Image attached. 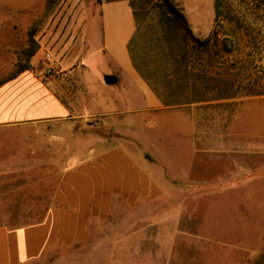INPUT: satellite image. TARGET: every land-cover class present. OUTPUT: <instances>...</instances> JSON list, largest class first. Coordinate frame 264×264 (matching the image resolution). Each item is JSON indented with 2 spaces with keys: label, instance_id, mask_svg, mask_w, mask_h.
Masks as SVG:
<instances>
[{
  "label": "rangeland",
  "instance_id": "rangeland-1",
  "mask_svg": "<svg viewBox=\"0 0 264 264\" xmlns=\"http://www.w3.org/2000/svg\"><path fill=\"white\" fill-rule=\"evenodd\" d=\"M133 1L143 5L138 10L139 26L129 46L122 37L97 35L90 39L87 55L83 57L90 64L88 77L102 78L103 74L119 72L120 78L128 80L124 69L130 64L129 48L131 58L139 66L135 69L163 104L174 106L197 98L206 102L205 141L207 148L220 143L221 155L210 156L213 153L206 152L208 156L201 158L199 168L194 171L207 179L200 186L199 199L190 203L194 207L185 205L176 210V205L174 208L148 205L136 210L124 209L115 199L109 218L94 219L87 238L71 252L49 253L30 264H264V51L253 63L246 64L242 62L246 58L243 52L225 51L221 43L199 47L213 27V0ZM168 3L176 11L171 15L178 43V49L171 55L158 21L160 11L167 9ZM114 6L118 9L110 10ZM116 12L132 15L125 0L111 4H98L96 0H54L52 6L43 0L31 8L28 14L31 20L13 22L14 30L11 23H0V83L24 70L35 73L40 69L42 77L53 79V89L65 102L82 110L88 108L85 68L81 59L76 61L82 50L81 33L73 31L76 42L64 67L54 65L53 55L49 53L36 54L38 39L52 25L57 28L67 24L63 21L68 15L90 14L97 19L101 14ZM30 38L36 50L28 57L27 50L32 48ZM207 45H213L212 40ZM186 47L190 56L202 61L209 71H221L222 80L206 81L204 75L198 76L193 70L189 73L193 77L184 79L179 54ZM55 56L63 60L66 55L59 50ZM23 65L25 68L19 70ZM83 120L85 123L77 122L81 127L79 140L87 136L89 148L93 139L95 152L119 141H135L134 128L130 134L119 133L114 125L116 119L109 115L97 114ZM251 129L253 132L248 133ZM145 131L151 141L159 140L160 133L155 129ZM233 142H238V151L230 149ZM239 143H251L253 149L241 150L243 144ZM81 147L79 158L91 154L90 149ZM178 159L175 162L183 164L184 159ZM221 174L222 178L237 175V182L220 183L215 175ZM251 176L254 180L249 181ZM213 177L214 182L209 180ZM183 189L192 194L194 188L188 183ZM187 199L182 200L186 203ZM38 217L7 214L0 215V222L20 225Z\"/></svg>",
  "mask_w": 264,
  "mask_h": 264
},
{
  "label": "crops",
  "instance_id": "crops-1",
  "mask_svg": "<svg viewBox=\"0 0 264 264\" xmlns=\"http://www.w3.org/2000/svg\"><path fill=\"white\" fill-rule=\"evenodd\" d=\"M40 1L0 0V23H11L14 30L13 22L31 20L28 14ZM129 7L131 17L126 12L101 14L97 19L90 14L68 15L63 21L67 24L52 25L38 39L36 54L49 53L54 65L64 67L75 46L73 31L81 33L82 50L76 61L81 59L85 68L88 108L65 102L53 89V79L42 77L40 69L24 70L0 83V215H40L20 225L0 222V264H30L53 252L67 255L87 238L94 219L109 218L115 199L124 209L134 210L148 205H176L179 210L194 207L190 203L199 199L200 186L207 179L194 171L208 156L206 152L213 156L222 149L220 143L207 148L206 102L197 98L174 106L163 104L133 66L129 48L130 64L124 69L128 80L120 78L119 72L109 84L103 79L106 74L88 77L90 64L83 57L90 39L122 37L129 46L136 32ZM59 50L66 55L63 60L55 56ZM97 114L115 118L119 133L130 134L134 128L135 141H119L95 152L91 139L87 148V136L79 140L77 122L85 123L84 118ZM145 129L159 132V140L151 141ZM237 145L231 143L230 149L238 151ZM80 146L91 154L79 158ZM240 149L252 150L253 145L244 143ZM178 157L183 164L175 162ZM215 176L228 185L238 179L237 175ZM188 183L194 188L192 194L183 189Z\"/></svg>",
  "mask_w": 264,
  "mask_h": 264
},
{
  "label": "trees",
  "instance_id": "trees-1",
  "mask_svg": "<svg viewBox=\"0 0 264 264\" xmlns=\"http://www.w3.org/2000/svg\"><path fill=\"white\" fill-rule=\"evenodd\" d=\"M46 1L49 6L54 4V0ZM104 1L114 0H96L98 4ZM127 1L132 8L137 30L139 26L137 24L139 22L138 10H142L143 4L134 3L133 0ZM175 12L174 7L168 3L167 9L161 10L158 17L159 24L163 26L162 35L166 46L169 48L170 55L172 51L178 49L177 31L173 27L174 18L171 15ZM211 40L213 45H207ZM218 43H221L225 51L243 52L246 55V58L242 61L243 63H253L254 58L258 59L259 54L264 51V0H213V27L208 38L199 43V47L215 46ZM30 44L32 48L27 50L28 57L33 55L36 50L32 38H30ZM179 56L181 57V74L184 79L193 77L189 74L193 70L198 76L202 77L204 75L206 81L222 80L223 73L221 71H209L207 65L201 64L202 61L190 56L187 47L180 52ZM131 61L133 66L138 69L137 63L132 58ZM24 68L25 65L20 67L19 70Z\"/></svg>",
  "mask_w": 264,
  "mask_h": 264
},
{
  "label": "water",
  "instance_id": "water-1",
  "mask_svg": "<svg viewBox=\"0 0 264 264\" xmlns=\"http://www.w3.org/2000/svg\"><path fill=\"white\" fill-rule=\"evenodd\" d=\"M103 79L105 83L109 84V83H113L116 80V77L111 74H106L104 75Z\"/></svg>",
  "mask_w": 264,
  "mask_h": 264
}]
</instances>
